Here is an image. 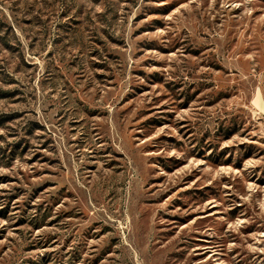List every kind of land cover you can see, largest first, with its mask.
Returning <instances> with one entry per match:
<instances>
[{
    "label": "rangeland",
    "instance_id": "374dc122",
    "mask_svg": "<svg viewBox=\"0 0 264 264\" xmlns=\"http://www.w3.org/2000/svg\"><path fill=\"white\" fill-rule=\"evenodd\" d=\"M0 264H264V0H0Z\"/></svg>",
    "mask_w": 264,
    "mask_h": 264
}]
</instances>
